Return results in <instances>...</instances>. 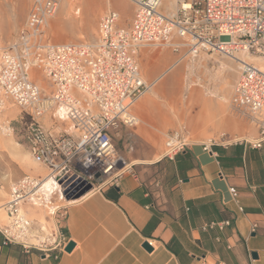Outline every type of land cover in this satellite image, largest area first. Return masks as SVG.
<instances>
[{
	"label": "built area",
	"instance_id": "built-area-1",
	"mask_svg": "<svg viewBox=\"0 0 264 264\" xmlns=\"http://www.w3.org/2000/svg\"><path fill=\"white\" fill-rule=\"evenodd\" d=\"M63 1L32 0L15 42L0 48V133L13 136L21 129L33 162L45 171L43 177L24 175L11 184L0 232L4 243L54 259L69 243L61 227L66 198L86 186L93 190L114 182L123 172L125 161L111 133L137 125L132 108L151 87L140 74V50L168 49L178 61L201 54L232 61L241 55L264 57V0H177L174 13L164 12V0H127L134 7L129 25L110 10L99 18L92 41L53 44L44 39L45 28ZM237 65L230 105L258 132L248 143L259 149L264 71L249 62ZM13 108L22 113L19 119L6 116ZM50 114L67 121L71 133L46 129ZM214 144L227 143L210 141L203 150ZM187 146L182 132L167 133L164 156L173 159ZM229 193L242 213L237 191ZM25 206L41 209L48 222L29 219ZM214 226L228 222L209 227Z\"/></svg>",
	"mask_w": 264,
	"mask_h": 264
},
{
	"label": "crops",
	"instance_id": "crops-1",
	"mask_svg": "<svg viewBox=\"0 0 264 264\" xmlns=\"http://www.w3.org/2000/svg\"><path fill=\"white\" fill-rule=\"evenodd\" d=\"M147 59V52L140 50L139 67ZM245 61L259 67L249 58ZM178 62L152 82V96L174 90L176 80L167 81ZM206 72L199 79L202 89L187 91L194 107L193 117H187V131L198 142L173 159L166 158L158 110L152 108L151 97L140 98L132 108L139 124L131 130L118 129L124 135L120 153L130 166L116 181L64 203L61 227L73 244L71 251L57 259L43 258L36 251L4 243L0 232V264H264V144L253 149L248 142L257 139L258 132L246 134L243 123L227 114L230 79L221 76L222 69ZM140 74L148 82L141 68ZM62 122L68 123L50 114L44 126L52 133H71L69 123L67 130L60 129ZM219 133L242 140L214 144L204 151L202 140ZM126 135L136 148L128 145ZM44 174L40 166L33 168V176ZM231 188L238 193L242 213L229 193ZM23 210L35 223L48 222L41 209L25 206ZM223 222L228 226L209 227Z\"/></svg>",
	"mask_w": 264,
	"mask_h": 264
},
{
	"label": "rangeland",
	"instance_id": "rangeland-1",
	"mask_svg": "<svg viewBox=\"0 0 264 264\" xmlns=\"http://www.w3.org/2000/svg\"><path fill=\"white\" fill-rule=\"evenodd\" d=\"M170 1L164 0L162 2L164 12H172L164 8V3L166 4ZM31 3L32 0H0V48L15 42L19 31L24 26ZM133 9V5L127 0H81L79 2L64 0L56 14L48 21L44 39L53 44L92 41L96 34L99 18L104 13L110 10L116 11L120 14L121 20L126 25H129ZM144 50L147 52L148 59L145 61L144 66L140 65V68L143 75L147 76V83L150 84L154 82L158 75L167 70L170 64L178 61L177 56L168 49L151 48ZM257 58H261L263 61L259 63L264 65V57H253L250 59L253 63H256L254 60ZM158 59L160 60L158 61ZM225 66L226 68H224ZM177 67L176 84L171 93L168 95L158 93L156 96H152V91L155 89V86H153L141 97V99L148 96L151 97L153 102L152 108L158 110L156 112L157 123L161 124L164 128L162 144L165 141V135L172 131L182 132L186 137L188 146L199 141L194 134L187 131V117L188 115L190 117L194 115V107L188 101L187 91L188 89H202L199 79L207 75L206 71L215 74L222 69L221 74H223L221 76H224V73H228V67L232 69V72L230 73L229 85L227 86V114L243 123L246 134L256 130L246 116L240 115L229 104L230 91L237 77L238 65L236 62L218 54H201L195 59L185 58L181 60L178 62ZM38 80L39 85H45L46 82L41 75H38ZM216 83L217 85L219 84L218 81ZM220 83L222 86L223 81L220 80ZM139 101L140 99L137 101V104ZM207 113L206 110L205 114ZM21 115L22 113L15 108L6 112V116L12 119H19ZM46 125L48 126L49 124ZM59 126L61 130H67L69 124L62 122L59 123ZM136 126L127 129L131 130ZM205 126L209 127V123L207 122ZM23 134L24 132L21 129H18L17 133L13 136H6L0 133V226L6 224V217L2 211V206L7 201L6 194L10 184L24 175L33 176V168L37 167L29 155L27 142ZM127 138L128 145L136 148V143L129 136ZM123 139L124 135L120 134L118 130L115 131L112 141L118 155L121 157H123L120 153ZM241 140L242 138L232 137L227 133H219L215 136L207 137L202 141L204 143H209L210 141L231 143Z\"/></svg>",
	"mask_w": 264,
	"mask_h": 264
},
{
	"label": "bare ground",
	"instance_id": "bare-ground-1",
	"mask_svg": "<svg viewBox=\"0 0 264 264\" xmlns=\"http://www.w3.org/2000/svg\"><path fill=\"white\" fill-rule=\"evenodd\" d=\"M176 5H177V0H171V1L168 3V5H166V7H165V3H164V8H165V10H171V11L174 13V11H175V9H176ZM170 13H171V12H170ZM244 57H249V56H245V55L238 56V57H236V59L234 60V62H236L237 64H239V62H241V61L248 62V61H245V59H247V58H244ZM250 58H253V57H250ZM250 58H249V59H250ZM254 61H256V63H258V66L260 67V68H259V67H257V68H259V69H261V70L264 71V65H262L261 63H259V62H261V61H263V60H262L261 58H257V59H255ZM249 63H250V62H249ZM251 64H252V63H251ZM255 67H256V66H255ZM177 72H178V69H176V70L172 73V75L168 78V81H167V82H169V83H174L175 80H176ZM231 72H232V69L228 67V73H227V74L224 73V75L226 76V80L230 79V73H231ZM151 87H152V85H151ZM151 87H150V89H151ZM147 103H148V101H147ZM129 166H130L129 164H125V166H124V168L122 169V171L126 170Z\"/></svg>",
	"mask_w": 264,
	"mask_h": 264
},
{
	"label": "water",
	"instance_id": "water-1",
	"mask_svg": "<svg viewBox=\"0 0 264 264\" xmlns=\"http://www.w3.org/2000/svg\"><path fill=\"white\" fill-rule=\"evenodd\" d=\"M96 178H98V175L95 176ZM89 191H91V187L90 186H86L83 189H81L80 191H76L75 193L69 195L66 200L69 201L70 199L72 200H77L81 197H83L85 194H87ZM73 247L72 243H68L67 247L65 248V252H70L71 249ZM144 248L150 250V248L148 247L147 244H144Z\"/></svg>",
	"mask_w": 264,
	"mask_h": 264
}]
</instances>
